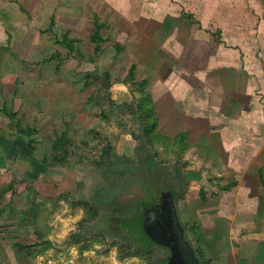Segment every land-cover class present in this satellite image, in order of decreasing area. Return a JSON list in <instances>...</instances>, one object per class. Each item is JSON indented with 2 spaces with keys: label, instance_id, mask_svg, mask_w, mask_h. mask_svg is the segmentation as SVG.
<instances>
[{
  "label": "crops",
  "instance_id": "1",
  "mask_svg": "<svg viewBox=\"0 0 264 264\" xmlns=\"http://www.w3.org/2000/svg\"><path fill=\"white\" fill-rule=\"evenodd\" d=\"M119 1L0 0V42L6 43L7 50L26 52L29 59L22 57L24 61L38 67L50 65L46 63L57 48L56 36L62 34L61 41L70 49L76 38L81 40L90 19L94 30L89 38L97 32L99 41L93 45L95 51L87 48L96 53L92 63L98 65L103 51L100 29L108 23L119 25L126 18ZM134 1L140 0H123L128 5ZM156 1L153 11L158 15L148 12L139 27L129 32L139 41L134 49L141 50L132 54L124 47L127 61L120 55L113 65L122 61L125 83L131 81L127 74L131 67L135 80L146 79L158 115L157 131L167 137V147L177 148L192 164L183 167L193 169L194 174L187 178V189L177 205L193 211L200 227L207 228L203 230L206 235L214 234L217 227L228 234V247L226 244L221 251L211 252L212 243H203V264H255L254 259L264 264V0H193L192 7L181 0ZM167 1L181 6L171 11L162 5ZM140 6L145 14V6ZM101 12L111 23L99 18ZM183 13L191 14L192 19L184 18ZM214 18L223 19V26L207 21ZM245 20H256V25L243 26ZM168 26L170 33L165 34ZM217 28L220 39L211 34ZM125 92L129 95L130 91ZM179 132L184 134L183 141L177 145L175 140L172 145L170 141ZM27 144L28 138L21 136L0 142V188L12 183L5 192L0 189V264H36L50 228L48 203L41 208L30 201L39 199V189L33 186L39 181L48 185L44 188L48 197L55 196V187L49 185L56 181V173L44 163L43 170L27 177L31 182L13 169L9 175H1L7 164L22 170L29 160L33 168ZM192 149L195 153L189 157ZM25 181L26 188L22 186ZM188 191L195 196L187 197ZM205 216L210 228L203 223ZM192 258L201 264L194 253Z\"/></svg>",
  "mask_w": 264,
  "mask_h": 264
},
{
  "label": "rangeland",
  "instance_id": "2",
  "mask_svg": "<svg viewBox=\"0 0 264 264\" xmlns=\"http://www.w3.org/2000/svg\"><path fill=\"white\" fill-rule=\"evenodd\" d=\"M181 1L190 7L195 6L193 0ZM144 2L134 1L128 5V2L119 1L124 4L126 18L119 25L108 23L100 29V48L103 51L100 49L102 55L98 65L92 63L96 53L87 48L93 47L99 41L89 38L94 30L90 19L84 25L81 40L76 38L70 49V45L61 41L62 34L56 36L59 38L57 48L52 60L46 63L50 65L38 67L26 60L29 59L25 56L26 52L7 50L6 43L0 42V142H6L15 136L27 140V136L16 130V122L23 127H32L34 137V148L25 147L29 153L27 158L34 163L33 168L29 166V160L28 164H23L22 170L15 164H7L2 166L4 169L1 175H9L13 169L17 176L19 174L24 180L31 182L27 178L31 172L35 174V171L43 170L42 167L45 166L43 155L46 154V158L51 159V142L54 137L64 133L63 136L67 138L54 151L61 154L65 150V159L49 166L57 175L54 184L49 185L55 187V196L48 197L49 194L44 190L48 185L42 186L39 180V184L33 185L39 189L36 190L39 194L37 200L48 203L46 211L50 224L45 236L46 244L38 252V257H35L36 264H158L160 255L165 253L163 251L166 250V245L169 246L176 240L178 243L181 241V244L186 242V247L192 248L194 255L203 264L204 242L212 243L211 252L221 251L224 246L226 248L228 234L224 228L217 227L214 234L206 235L203 230L207 228L200 227V221L195 220L193 211L186 212L185 205H177L176 200L187 189V178L194 174L193 169L186 170L183 167L191 168L192 164L188 163L181 152L177 153V148L160 145L159 142L151 149L144 146L135 100L130 92L129 95L125 92V89L130 91V83L124 81L127 77L123 71L125 67L120 59L119 66L113 65L120 55H123L121 58L124 62L127 61L128 51H123L124 47L130 49L132 54L141 50V47L134 49L139 41L129 35V32L139 27L149 15L148 12L158 15L157 11H153L154 2ZM164 3L162 5H166L171 11L178 10L181 6L176 3L169 4L168 1ZM141 4L146 8L142 9L145 14L139 11ZM103 15L104 13L99 18L104 19ZM181 16L192 19L188 13ZM104 20L111 23V19ZM207 21L218 27L223 26L224 20L214 18ZM241 23L243 26L256 25V20H245ZM166 33H170L169 26L165 28ZM211 34L215 39L221 37L220 29ZM22 57L26 58L25 61ZM32 58L36 57L32 55ZM85 59L87 61L82 62ZM90 59L92 60L89 61ZM105 72L107 75H104ZM49 74L54 75L48 76ZM140 76H144V73L141 72ZM149 76L151 79V75ZM122 92L126 93V97ZM125 127L127 130H124ZM137 147L148 149L152 153V157L147 156V159L156 157L158 168L152 171L151 194H155L162 185L165 187L162 190H166L157 200L148 198L147 203H152L156 208L146 211L147 213L139 212L137 206L121 204V200L130 201L132 195L137 193L133 186L130 187L132 195L128 193V189L116 188L118 184L127 187L133 175L130 172L134 171L132 165L138 164ZM1 151L0 148V153ZM190 151L189 157L195 153L193 149ZM123 171L125 172L121 173ZM167 174L178 176V186L174 187V194L167 192L168 186L164 184L162 177ZM133 176L139 177L137 174ZM142 176L143 179L149 178V174ZM192 180L195 182L194 178ZM26 181L22 185L25 188ZM188 181L190 183L191 179ZM191 191L187 192L189 198L195 196ZM167 200L171 205L169 209H172L163 210ZM214 207L216 206H212ZM205 213L207 216L208 212ZM151 215L158 223L160 232L149 239L142 229L149 224ZM116 218H120L119 221L116 222ZM207 219L206 217V222L203 223L210 228ZM169 222L179 233L176 238L171 235ZM47 239L50 241L49 246ZM254 263L257 264L256 259Z\"/></svg>",
  "mask_w": 264,
  "mask_h": 264
},
{
  "label": "flooded vegetation",
  "instance_id": "3",
  "mask_svg": "<svg viewBox=\"0 0 264 264\" xmlns=\"http://www.w3.org/2000/svg\"><path fill=\"white\" fill-rule=\"evenodd\" d=\"M155 158L153 157L152 159H147L146 156H139L138 158V164H134L132 165L134 171L130 172L134 174L139 175V177H133L131 176V179H129V183L126 186L123 185H117L116 188L119 190H123V189H128V193L130 195H132L130 193V187L133 186V188L137 191V193H135L134 195H132V198L130 199V201H124L121 200V204L122 205H127V206H132L138 207L139 212H146L149 210H152L156 207L152 206V203H147L148 198L151 199H155L157 200L159 198V195L164 193L166 190H162L163 188H165L163 185L160 186V189L158 188L157 191H155V194H151L152 191L150 192L151 189V181L153 180L152 175V171L155 170L156 168H158V164L155 162ZM137 165V166H136ZM116 169V168H115ZM115 171V170H114ZM118 172V171H117ZM125 171L121 172L124 173ZM115 174V173H113ZM149 174V178L148 179H143L145 175ZM141 175V176H140ZM163 178L164 184L166 185V187L168 186V190L167 192H174V187L178 186L177 184V179L178 176L177 175H171V174H167L165 175ZM134 179V181L132 182V180ZM167 181V182H166ZM101 182V181H100ZM156 184V183H155ZM155 188L157 186L153 185ZM123 187V188H120ZM174 194V193H173ZM138 199V200H137ZM169 200L165 201L166 207L164 206L162 209L163 210H170L172 209L169 206H171L169 204ZM121 205V206H122ZM158 207V206H157ZM173 207V206H172ZM147 213V212H146ZM150 217V216H149ZM120 218H116V222L119 221ZM126 219V218H124ZM123 221V219L121 220ZM148 223L144 229H142V232H144L146 234V236L151 239L153 236H156L160 230L158 229V223L154 221L153 219V215H151V217L148 219ZM170 228H171V235L176 238L177 235L179 234L178 231H175V228L173 225H171V222H169ZM157 226V227H155ZM178 230V229H177ZM184 240V239H183ZM179 241H174L171 244L166 245V250H164L163 252H165L163 254V256L160 255L159 259H158V264H184L187 260L191 259V263L195 264V260L192 258V255L194 253V251L192 250V248L186 247L185 242L184 244L178 243ZM191 247V246H190ZM189 248V249H188Z\"/></svg>",
  "mask_w": 264,
  "mask_h": 264
},
{
  "label": "trees",
  "instance_id": "4",
  "mask_svg": "<svg viewBox=\"0 0 264 264\" xmlns=\"http://www.w3.org/2000/svg\"><path fill=\"white\" fill-rule=\"evenodd\" d=\"M99 27L100 26H97V28ZM98 38H99V35L97 32H95L91 36V39L93 41L98 40ZM96 49H97V46H94L93 50L95 51ZM127 74L129 75V78L131 79L129 90L135 100L134 105L138 112V122L141 125L142 137L144 138V141H145L144 146L151 149L152 146L156 144V142H159V144H162V145L164 144L166 146L167 145L166 141L168 140L167 137H165V135L157 131L158 115L156 112L155 103L152 99L151 92L147 88L148 82L146 81V79L135 80L134 67H131L128 70ZM16 125H17L16 130L19 133L27 136L28 138L27 146L30 149H33L34 148V145H33L34 137L32 136L33 128L29 126L23 127L19 125L18 122H16ZM63 134L56 135L51 142V147L53 149V152H51V159H47L45 156L46 154L43 155L42 161L46 165L50 166V165H53L56 161H61L65 159L66 154H67L65 150L61 154H57L56 152H54L56 149H58V147H61L67 141L66 136H63ZM183 137H184V134L182 132H179L173 137V140H171L170 142L172 145H176L175 140H177L179 141L178 142L179 144L177 145H180V143L183 141L182 140ZM109 145L111 146L110 143ZM170 147L174 148L173 146H170ZM137 151L139 152V156H146V158H148L147 156L152 157V153H150L148 149H145V148L141 149L137 147ZM11 187H12V183L5 184L3 187L0 188L2 190L1 193L5 192L7 189H10ZM37 201L32 200L30 201V203L38 204L42 208L44 206L42 204L43 202H40V201L37 202ZM92 210L93 212L95 211V209H92Z\"/></svg>",
  "mask_w": 264,
  "mask_h": 264
},
{
  "label": "water",
  "instance_id": "5",
  "mask_svg": "<svg viewBox=\"0 0 264 264\" xmlns=\"http://www.w3.org/2000/svg\"><path fill=\"white\" fill-rule=\"evenodd\" d=\"M195 260V259H194ZM184 264H193L191 263V259L187 260ZM195 264H198L197 260H195Z\"/></svg>",
  "mask_w": 264,
  "mask_h": 264
}]
</instances>
